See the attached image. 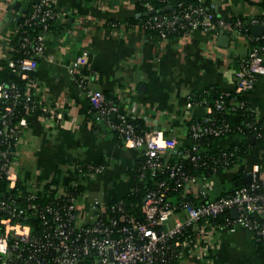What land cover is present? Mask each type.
Listing matches in <instances>:
<instances>
[{
	"label": "crops",
	"instance_id": "obj_1",
	"mask_svg": "<svg viewBox=\"0 0 264 264\" xmlns=\"http://www.w3.org/2000/svg\"><path fill=\"white\" fill-rule=\"evenodd\" d=\"M54 5L57 20L45 33L44 54L24 80L36 111L26 117L12 169L23 188L43 186L59 194L73 165L103 166L100 173L81 180L78 206L85 219L94 197L108 201L131 191L140 154L126 148L104 124H95V109L86 89L68 72L70 62L85 54L80 74L87 88L115 98L140 128L161 129L176 138L175 154L191 144L190 122L206 113L200 100L233 89V72L250 44L243 35L226 34L223 42L218 39L221 34L203 30L161 39L129 23L140 16L134 0H54ZM209 6L226 19L264 14V0H209ZM26 11V0H0V62L7 61V66L15 51L17 22ZM245 97L264 121V76ZM239 141L238 136L223 137L214 149ZM251 146L239 165L211 178L209 198L230 191L235 177L254 166L264 176V143ZM188 234L187 252L194 264H263L253 233L243 226L220 229L201 224Z\"/></svg>",
	"mask_w": 264,
	"mask_h": 264
},
{
	"label": "built area",
	"instance_id": "obj_2",
	"mask_svg": "<svg viewBox=\"0 0 264 264\" xmlns=\"http://www.w3.org/2000/svg\"><path fill=\"white\" fill-rule=\"evenodd\" d=\"M26 1L31 2V10L24 24H41L43 33L36 37L24 34L21 49L26 56L8 63L11 72L23 81L43 56L49 21L57 18L54 0ZM143 6L147 13L151 11L141 26L155 31L161 39L193 30L243 35L250 49L233 72V89L212 100H200L206 113L190 122L191 144L178 149V159L172 160L176 138L166 136L161 129L140 128L134 118L120 110L115 99L87 88L86 79L80 74L87 62L85 54L71 61L68 72L86 89L95 109V124H104L126 148L139 150L138 182L146 187L138 216L128 212L122 201L109 203L94 197L88 216L81 219V180L100 173L103 166L73 165L59 194L43 186L23 188L12 162L27 115H16L20 109L36 111V106L17 82H0V175L5 180V186H0V247L4 249L0 264H194L187 252L191 240L188 233L197 232L201 224L220 229L240 225L248 229L262 247L264 264V176L254 166L242 173L250 176V182L237 185L228 194L209 198L211 178L227 171L236 157L227 148L219 149L216 156L206 150L211 140L233 134H250L255 141L263 138L254 126L252 117L256 118V114L250 104L247 106L245 94L259 76H264V14L249 19L214 18L215 13L207 10L202 0L185 6L178 4L173 11L171 5L170 13H155L149 2ZM254 25L263 27L262 35L251 34ZM242 96L247 101L238 99ZM227 111L228 119L223 116ZM236 119L240 122L236 123ZM189 167L201 172L191 173ZM146 178L152 182L145 184ZM134 189L133 185L131 191ZM176 191L182 192V198L175 203L169 194ZM232 210L236 211L235 217Z\"/></svg>",
	"mask_w": 264,
	"mask_h": 264
},
{
	"label": "trees",
	"instance_id": "obj_3",
	"mask_svg": "<svg viewBox=\"0 0 264 264\" xmlns=\"http://www.w3.org/2000/svg\"><path fill=\"white\" fill-rule=\"evenodd\" d=\"M144 2H149L152 6V10L155 13H170L171 12V8H170L171 5H172V11H173L174 9H176L178 7V4H181L182 6H185L187 4H196V3H198V0H164V1L163 0H134L136 10L140 13V16H138L136 18L129 19L128 20L129 23L138 24V26L143 31L155 34L157 36V33L155 31L145 29L141 26L143 24V22H145V20L147 19V17L149 16V13L151 11L150 10L147 13L146 9L143 6ZM202 3L207 8V10H210L209 0H202ZM168 4H170V5H168ZM26 6H27V11L22 16V18L17 22L18 31H17V35L14 39L15 51L13 52V56L11 57V59L26 56L25 54H23L24 50L21 49L22 37L24 34L29 35L30 37H36V36H39L43 33V29H42L41 24H32V25L24 24V21L27 18V16L29 15L30 10H31V8H30L31 2L26 1ZM213 15H214V18L217 17L215 14H213ZM56 20H57V18L49 21L48 31H50L53 28ZM173 35H183V32H176V33L172 34L171 36H173ZM0 82H8V83L9 82H17L19 84V87L22 90H24V81L17 78L11 72L10 67L7 66V61L6 62L5 61L0 62ZM220 94L221 93L217 92L214 97L208 98V99L212 100V99L218 97ZM106 97L109 99L110 98L115 99L111 96H106ZM238 99H245V98L242 96V97H239ZM248 105H249V102L247 101V106ZM31 112H33V111H31V110L26 111V110L20 109V111L17 113L16 117L18 118L21 116H25V115L30 114ZM1 113H2V102H0V115H1ZM223 116L228 119V117H230L229 112L228 111H227V113L225 112V114ZM255 117H256V115H255ZM252 118H253V120H255L254 126H256L258 131H260L263 135V138L257 139L256 143H259V142L264 143V121L257 118V117L256 118L252 117ZM246 119L247 118H242V120H244V121ZM239 122H240V119H236V123H239ZM230 136H238V137H240V141L227 148V151H234L235 157H236L235 161L229 165L227 170H231L235 166L239 165V163L242 161V158L244 157V155H246L248 153V151L250 150V148L252 147L250 144V134L248 136H243V137H241L239 134H233ZM217 141H218V139H213L206 146V150L209 152V154L211 156H216L220 152L219 150L214 149V145ZM171 159L172 160L178 159V155L174 154V153L171 154ZM139 160H138V163L136 164L135 170H134V186H136V189L128 192L127 194L123 195L122 197L121 196L120 197L114 196V197H110L108 200L109 203L122 201V203H123V205H125L127 211L134 213L136 216L139 215V206L142 202V199H143L144 194H145V189H146V187L143 186V183L138 182L139 177H138V173H137L136 169L139 166ZM189 171L191 173H200L201 172L200 169L194 170L191 167H189ZM241 177H242V174H239L237 177H235L234 181H237L238 185H242ZM149 181L152 182V179L146 178L144 180L145 184L148 183ZM234 181H233V183H234ZM0 186L1 187L5 186V180L1 177V175H0ZM235 187L236 186L233 185L232 189L230 191H227V192L225 191L223 194L230 193ZM181 195H182V192L176 191V192H171L169 194V197H170L171 201L176 203L182 198ZM258 246L260 247L261 245L258 244ZM259 254H260V258H261L262 257V247L259 248Z\"/></svg>",
	"mask_w": 264,
	"mask_h": 264
},
{
	"label": "water",
	"instance_id": "obj_4",
	"mask_svg": "<svg viewBox=\"0 0 264 264\" xmlns=\"http://www.w3.org/2000/svg\"><path fill=\"white\" fill-rule=\"evenodd\" d=\"M18 4V2H15V4L13 5V7H15L16 5ZM251 32L253 35H257V36H260L262 35L263 33V27L261 25H254L252 26L251 28ZM218 39L223 41V42H226L227 39H228V36L226 34H221L218 36ZM250 143L251 144H254L255 143V140H254V137H250ZM251 181V178L249 175H244L241 177V182L242 183H248ZM234 186H237L238 185V182L237 181H234L233 183ZM231 214L235 217L236 216V211L235 210H232L231 211Z\"/></svg>",
	"mask_w": 264,
	"mask_h": 264
},
{
	"label": "clouds",
	"instance_id": "obj_5",
	"mask_svg": "<svg viewBox=\"0 0 264 264\" xmlns=\"http://www.w3.org/2000/svg\"><path fill=\"white\" fill-rule=\"evenodd\" d=\"M4 249H3V247H0V252H2Z\"/></svg>",
	"mask_w": 264,
	"mask_h": 264
},
{
	"label": "rangeland",
	"instance_id": "obj_6",
	"mask_svg": "<svg viewBox=\"0 0 264 264\" xmlns=\"http://www.w3.org/2000/svg\"><path fill=\"white\" fill-rule=\"evenodd\" d=\"M216 191H217V190H216ZM216 191H215V192H216ZM215 192H214V193H215Z\"/></svg>",
	"mask_w": 264,
	"mask_h": 264
}]
</instances>
